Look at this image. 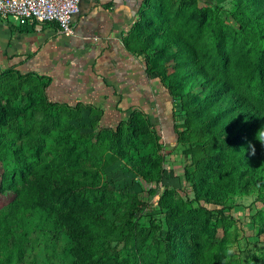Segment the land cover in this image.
I'll use <instances>...</instances> for the list:
<instances>
[{"label":"rangeland","instance_id":"obj_1","mask_svg":"<svg viewBox=\"0 0 264 264\" xmlns=\"http://www.w3.org/2000/svg\"><path fill=\"white\" fill-rule=\"evenodd\" d=\"M186 4L197 8L196 26L214 28L212 38L203 29L194 44L204 70L217 66L220 53L231 58L238 44L248 56L264 51V25L247 0ZM161 69L174 72L171 62ZM15 83L0 86V264H179L181 235L174 227L190 228L180 210L198 211L185 236L198 242L199 264H264V150L252 153L244 135L238 145L235 133L208 130L198 120L204 114L193 103L195 93H164L156 107L166 119L157 125L162 142L154 152L166 170L160 180L145 178L146 168L131 157L142 152L139 137L126 142V131L100 132L95 114L46 110L36 84ZM184 88L203 89L188 82ZM215 158L223 168L204 178ZM16 183L31 186L39 201L19 220L11 215L16 193L8 189ZM57 188L74 195L64 192V211Z\"/></svg>","mask_w":264,"mask_h":264},{"label":"trees","instance_id":"obj_2","mask_svg":"<svg viewBox=\"0 0 264 264\" xmlns=\"http://www.w3.org/2000/svg\"><path fill=\"white\" fill-rule=\"evenodd\" d=\"M176 1L158 0L154 9H148L147 14L134 28L133 36L138 43V48H135L134 51L143 57L146 66L145 74L149 80V85L143 90L151 89V93L141 91L135 100V104L129 108L117 110L120 114H101L97 117V128L100 132H109V134L119 136L126 131L127 133L123 137L126 142H129L131 138L138 137L144 141L140 142L142 152L131 151L134 154L131 157L144 165L146 174L143 172L141 174L145 178H147L145 175H149L151 179H153L152 176L160 180L167 178L163 176V173L166 174V170L161 168L160 163L156 162L154 153L161 149L162 142L158 132L160 128L157 125L166 121L161 113L157 114L156 109L159 104L162 105L160 99L164 93L166 95L169 93L170 95H178L180 98H183L182 91L189 93L190 96L195 93L196 99L194 98L193 103L204 114L202 118L199 116L198 120L204 123L208 130L235 133L232 139H237V144L241 135H244L245 144L248 147L250 145L254 147L255 154L264 150V146L257 141L258 133L264 131V51L259 52L254 57L248 56L241 44H238L234 48V54L231 58L228 59L220 53L215 60L217 66L215 67V63L212 62L211 65L214 68L204 70V67L200 66L199 52L194 44L197 41L198 33L203 29H205L203 32L205 38H212L214 35L213 25L211 28L208 24L206 28L202 25L196 26L197 8L188 4L184 5L186 0H179L175 4ZM173 4L180 6L178 10H176L175 5L173 7ZM247 5L252 9L257 20L264 25V0H247ZM215 38L218 39L219 37H214L213 41ZM214 48L215 50L218 49L217 46ZM152 55L157 62L156 65H153L152 60L149 59ZM167 62H171L174 68V72L171 74H167L164 69H161ZM11 73H13L12 70H5L0 73V78ZM28 77L29 75L16 74L14 81L30 83L27 81ZM38 80L41 81L44 78L40 76ZM185 82L191 86L199 85L203 89H200V93L193 92L196 88L192 90L184 88ZM48 85V82L40 86L37 85L46 104V110H56L61 114L77 111L78 105L65 106L50 102L46 95ZM206 93L210 100H207L209 108L205 111L206 99L208 98ZM210 111L215 114L210 115ZM3 121V118L0 117V124ZM236 128L241 129L243 133L237 134ZM162 133L164 138L168 140L169 131L164 129ZM131 144H135V141H132ZM252 147H250L251 151ZM222 168L223 165L215 158L213 162L206 165L203 177L211 175L213 171L216 173ZM155 170L156 172H154ZM18 173L19 182L23 186L26 176L22 167ZM18 183L15 186L11 184L8 188L14 189L16 193V201L13 204L14 208L11 214L15 220H19L24 213L39 205L31 186L25 185V188L17 189ZM64 192L65 194H72L69 189ZM64 192L58 188L54 189L59 200L57 203L63 211L65 199L61 197ZM179 213L182 225H190V228L185 231L174 227L175 233L181 235L178 241L179 264H199L197 254L199 244L197 241L189 242L185 236V233L191 230L194 221L197 219L198 211L180 210ZM68 218H71L72 224H75V219L70 211Z\"/></svg>","mask_w":264,"mask_h":264},{"label":"crops","instance_id":"obj_3","mask_svg":"<svg viewBox=\"0 0 264 264\" xmlns=\"http://www.w3.org/2000/svg\"><path fill=\"white\" fill-rule=\"evenodd\" d=\"M80 0L72 33L55 26H18L0 18V86L29 75L32 85L48 82L50 102L78 105L80 113L120 114L135 104L149 80L134 28L158 0ZM44 78L39 81L38 77ZM46 78V79H45Z\"/></svg>","mask_w":264,"mask_h":264},{"label":"built area","instance_id":"obj_4","mask_svg":"<svg viewBox=\"0 0 264 264\" xmlns=\"http://www.w3.org/2000/svg\"><path fill=\"white\" fill-rule=\"evenodd\" d=\"M80 0H0V18H14L18 26H55L72 33V19Z\"/></svg>","mask_w":264,"mask_h":264},{"label":"clouds","instance_id":"obj_5","mask_svg":"<svg viewBox=\"0 0 264 264\" xmlns=\"http://www.w3.org/2000/svg\"><path fill=\"white\" fill-rule=\"evenodd\" d=\"M257 141H258L262 146H264V131H260V132L258 133V139H257ZM250 147H252V146L250 145ZM252 151H253V153H254V151H255L254 147H252Z\"/></svg>","mask_w":264,"mask_h":264}]
</instances>
